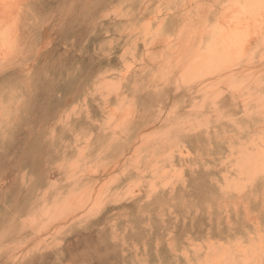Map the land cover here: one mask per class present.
<instances>
[{
  "label": "rangeland",
  "instance_id": "1",
  "mask_svg": "<svg viewBox=\"0 0 264 264\" xmlns=\"http://www.w3.org/2000/svg\"><path fill=\"white\" fill-rule=\"evenodd\" d=\"M0 264H264V0H0Z\"/></svg>",
  "mask_w": 264,
  "mask_h": 264
},
{
  "label": "crops",
  "instance_id": "2",
  "mask_svg": "<svg viewBox=\"0 0 264 264\" xmlns=\"http://www.w3.org/2000/svg\"><path fill=\"white\" fill-rule=\"evenodd\" d=\"M165 93H173V91L168 90V91L164 92V94ZM138 109H140V108H138ZM154 109H156V106L154 107Z\"/></svg>",
  "mask_w": 264,
  "mask_h": 264
}]
</instances>
